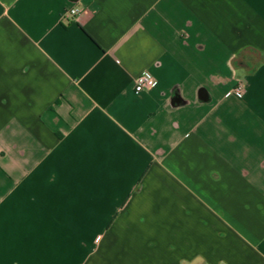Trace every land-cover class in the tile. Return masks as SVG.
<instances>
[{
	"label": "crops",
	"instance_id": "crops-1",
	"mask_svg": "<svg viewBox=\"0 0 264 264\" xmlns=\"http://www.w3.org/2000/svg\"><path fill=\"white\" fill-rule=\"evenodd\" d=\"M0 264H264V0H0Z\"/></svg>",
	"mask_w": 264,
	"mask_h": 264
},
{
	"label": "built area",
	"instance_id": "built-area-1",
	"mask_svg": "<svg viewBox=\"0 0 264 264\" xmlns=\"http://www.w3.org/2000/svg\"><path fill=\"white\" fill-rule=\"evenodd\" d=\"M83 10L78 7L69 8L62 16V21L66 23H71L73 20L81 16ZM158 81L148 72L140 75L136 79L135 92L141 93L144 91H150L157 87ZM243 88L241 86L237 87L234 91L235 98L241 100L243 98Z\"/></svg>",
	"mask_w": 264,
	"mask_h": 264
},
{
	"label": "water",
	"instance_id": "water-1",
	"mask_svg": "<svg viewBox=\"0 0 264 264\" xmlns=\"http://www.w3.org/2000/svg\"><path fill=\"white\" fill-rule=\"evenodd\" d=\"M176 101H177V102H179V100H178V99H176Z\"/></svg>",
	"mask_w": 264,
	"mask_h": 264
},
{
	"label": "trees",
	"instance_id": "trees-1",
	"mask_svg": "<svg viewBox=\"0 0 264 264\" xmlns=\"http://www.w3.org/2000/svg\"><path fill=\"white\" fill-rule=\"evenodd\" d=\"M236 62V61H235Z\"/></svg>",
	"mask_w": 264,
	"mask_h": 264
}]
</instances>
